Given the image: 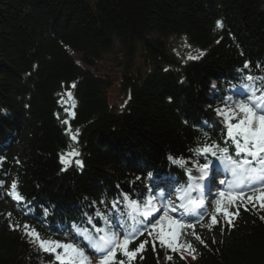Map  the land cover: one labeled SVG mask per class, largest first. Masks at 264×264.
I'll return each instance as SVG.
<instances>
[{"label": "trees", "instance_id": "obj_1", "mask_svg": "<svg viewBox=\"0 0 264 264\" xmlns=\"http://www.w3.org/2000/svg\"><path fill=\"white\" fill-rule=\"evenodd\" d=\"M177 37L196 48L195 59L171 51ZM118 48L130 91L120 110L99 69ZM257 62L264 68V0H0V264H54L51 253L9 229L4 213L42 236L83 209L95 217L101 196L131 193L169 156L194 155L205 133L215 135V108L232 79ZM69 129L79 130L76 141ZM72 148L80 155L61 171L60 154ZM13 180L55 206L50 221L30 220L3 197ZM261 215L244 211L232 229L202 231L208 246L199 244L194 260L159 244L153 251L149 242L131 264H264Z\"/></svg>", "mask_w": 264, "mask_h": 264}, {"label": "snow or ice", "instance_id": "obj_2", "mask_svg": "<svg viewBox=\"0 0 264 264\" xmlns=\"http://www.w3.org/2000/svg\"><path fill=\"white\" fill-rule=\"evenodd\" d=\"M216 27H223L220 20H217ZM200 55H203V52H200ZM188 58L195 59L196 57L189 55ZM248 67L249 64L246 62L244 68ZM245 79L249 83L244 85V96L238 102H234V106H229L225 101L224 107L215 109L217 115L223 118L228 141L235 146V157L229 152L227 146H221L216 141L210 143L205 141L192 150L195 156L204 157V162L200 163L197 160L191 168L187 167L188 162L183 158L169 156L174 164L185 168L188 176L185 187L175 189V183L170 178L162 177L157 180L152 173H148V177L154 181L152 188L158 191L151 192L142 200L133 199L128 193L123 192L112 201L100 200L99 204L103 205L105 210L110 209L113 215L109 216L107 211L97 209L95 217L87 216L86 227L81 228L73 224L75 235H72V240L76 243L41 239L35 228L26 223L21 225L13 221L11 212L3 214L8 219L9 229L20 231L23 237L30 244L37 245L39 250L55 253L56 260L61 264H92L91 258L85 254L86 249L91 251L93 256H98V264H131L150 242L148 239L139 240L136 247L130 249L129 245L141 236L151 238L153 251L156 250L158 242L166 253L180 252L181 259H185L183 253L186 252L193 260L196 259V248L190 241L181 242V237L190 235L204 247L208 245L204 238L197 235L195 231L186 232V229H192L194 226L191 223L186 224L183 217L203 219V213L199 210L206 206L205 189L209 188V184L215 186L214 181L216 175L219 174L215 171L216 163L209 159V156L215 157L216 161L231 174L232 179L220 181L221 184L227 183L228 185V203L224 204L223 208L221 207L225 197V192L221 191L219 198L215 200L216 212L210 216L208 230H212L217 225L221 226L222 232L225 228H234V221L239 216L241 207L244 211H252L257 207L264 211V192H261L258 203L255 196L245 197L243 195L245 188H250L253 192L264 189V78L247 75ZM257 79L261 83L259 88L256 86ZM213 87L215 88V85ZM67 95L70 98L71 92ZM228 99L231 100L232 97ZM63 123L68 122L63 121ZM67 131L70 139L76 141L79 130L77 129L75 134H72L70 129ZM205 136L207 137V133ZM79 155V151L75 148L67 153H61L60 163L64 166L61 171H67L68 166L73 163L69 157H79ZM240 156L244 158L239 159ZM0 160L3 158L0 157ZM74 164L78 168H83V161L80 159H75ZM193 169L198 175H193ZM136 179L140 180L141 177ZM4 184L5 181L0 180V189H3ZM170 189H175V191H170ZM193 193H198V195H193ZM5 194L16 202L25 200L18 191L16 180L12 181ZM172 196H175V199H172ZM233 204L236 207L230 210L229 206ZM177 213L180 214V218L177 217ZM216 213H220L223 221ZM117 214L119 219H116ZM45 215H47V209H45ZM259 218L264 220V215ZM212 243H216L215 239ZM58 249L61 251L58 252ZM117 253L122 254L126 259L117 261ZM140 258L143 259L142 256ZM172 258V255L166 254L165 256L167 261H171Z\"/></svg>", "mask_w": 264, "mask_h": 264}, {"label": "rangeland", "instance_id": "obj_3", "mask_svg": "<svg viewBox=\"0 0 264 264\" xmlns=\"http://www.w3.org/2000/svg\"><path fill=\"white\" fill-rule=\"evenodd\" d=\"M193 46L190 45L186 37H177L173 39L171 43V51L182 52L189 50ZM75 55H77L75 53ZM105 65H100L102 72L110 78L112 84L109 89L110 102L120 110L125 106L130 95L129 89H125L123 82L125 78L123 76V62L125 58L123 56V51L118 48L113 53L104 56Z\"/></svg>", "mask_w": 264, "mask_h": 264}, {"label": "bare ground", "instance_id": "obj_4", "mask_svg": "<svg viewBox=\"0 0 264 264\" xmlns=\"http://www.w3.org/2000/svg\"><path fill=\"white\" fill-rule=\"evenodd\" d=\"M187 182V181H186ZM187 184V183H186ZM217 187V186H216ZM25 196H28L26 193H23ZM178 194V193H177ZM198 193H193V195H196ZM114 196L110 197V199H113ZM96 203H99L98 201H95ZM94 205H98V204H94ZM39 211V207L37 206L36 209H35V212H38Z\"/></svg>", "mask_w": 264, "mask_h": 264}]
</instances>
